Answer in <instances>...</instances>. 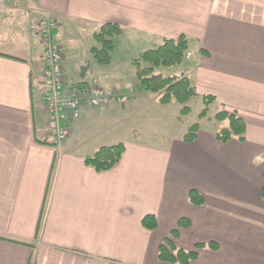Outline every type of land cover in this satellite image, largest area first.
Segmentation results:
<instances>
[{"label":"crops","instance_id":"obj_1","mask_svg":"<svg viewBox=\"0 0 264 264\" xmlns=\"http://www.w3.org/2000/svg\"><path fill=\"white\" fill-rule=\"evenodd\" d=\"M0 13V264H181L158 259L165 240L197 253L188 264H264V0H0ZM43 16L58 26L66 92H134L122 105L81 107L59 146L46 130L43 50L23 32ZM103 24L121 28L107 65L91 53ZM181 36L184 61L153 74L180 69L193 99L213 98L244 120L243 140L219 142L227 122L213 130L206 115L190 143L186 125L159 143L134 135L136 112L162 120L173 103L136 89L133 62ZM133 73L132 87L113 79ZM119 143L113 169L85 164ZM192 190L201 205L189 201ZM145 216L155 229L142 226Z\"/></svg>","mask_w":264,"mask_h":264},{"label":"trees","instance_id":"obj_2","mask_svg":"<svg viewBox=\"0 0 264 264\" xmlns=\"http://www.w3.org/2000/svg\"><path fill=\"white\" fill-rule=\"evenodd\" d=\"M121 28L116 24H103L100 26L99 31L95 34L96 40L101 44V49H92L91 53L93 58L98 64L107 65L110 61V52L113 50V42L111 38L119 35ZM188 44L185 37L181 36L176 40H164L162 45L157 49L148 50L141 54L139 59L133 62L136 68L137 85L136 89L139 92H149L153 94L160 93L159 102L163 105L175 102L182 105L180 110L181 115L189 113V107L184 106L190 99L196 97V93L191 84V81L186 77H167L161 75H154L153 69L158 67H172L180 65L186 54L188 53ZM142 64L148 65L142 67ZM80 85H73L71 90L77 94H86L88 89ZM203 97L205 106H208L213 98ZM206 108L201 111L199 117H205ZM217 122H227V127L219 130L216 133V138L219 142L225 143L232 138L243 140L245 134V122L235 113H228L226 111H219L214 116ZM198 125L192 124L183 140L187 143L192 142L196 138ZM124 152L123 144L109 147L99 148L92 156L85 158V164L94 168L97 172H105L113 169L120 161ZM261 197L264 201V187L261 191ZM189 201L194 205H201L203 203L202 197L196 191H190ZM142 226L147 230H153L156 227V220L153 216H145L142 221ZM184 221H179V226H184ZM209 246L213 247L212 244ZM198 248L203 245H197ZM195 251L186 252L177 249L170 240L165 242L159 247L158 259L167 263H181L188 264L196 257Z\"/></svg>","mask_w":264,"mask_h":264},{"label":"built area","instance_id":"obj_3","mask_svg":"<svg viewBox=\"0 0 264 264\" xmlns=\"http://www.w3.org/2000/svg\"><path fill=\"white\" fill-rule=\"evenodd\" d=\"M3 15L0 13V27ZM57 23L53 18L43 16L31 19L23 32L39 42L43 50L44 69L42 72L45 89L43 107L46 114V130L52 145L59 146L69 135L64 125L68 120H77L81 107L107 108L112 103L124 104L133 95L132 90H105L91 88L86 95L65 91L62 72V54L57 40Z\"/></svg>","mask_w":264,"mask_h":264},{"label":"rangeland","instance_id":"obj_4","mask_svg":"<svg viewBox=\"0 0 264 264\" xmlns=\"http://www.w3.org/2000/svg\"><path fill=\"white\" fill-rule=\"evenodd\" d=\"M155 75H161L164 78L167 77H179L181 75L180 69L178 68H159ZM114 80H116L119 83H122V85H128L132 87L134 82H136V76L133 74H127L123 77H114ZM161 95V94H160ZM194 98V97H193ZM190 99L184 106H187L190 108V111L188 114L185 115L184 118L174 121L173 115L176 112L177 115L180 116V110L183 108V106H180L176 104L175 102H172L173 105L170 106L167 110L168 113L164 114V117L162 120H160L158 117L154 118L153 116L150 118L148 117L147 113H144L143 111H138L137 116H134L135 119H138V125L132 127V130H136L134 135L138 136L143 141H153L155 143H159L162 139V134L164 135H171L174 133L175 129L181 130L182 125L191 126L192 124H196L199 119V114L203 109L206 108V117L205 120H203V125L206 127L216 130L217 128L223 127L224 124H220L217 121H215L214 116L217 112L220 110L216 108L215 105H208L204 106L202 103V100L197 99ZM132 102V101H131ZM156 113L155 108L152 107L151 114L154 115ZM170 117H172L170 119ZM180 122V123H179ZM149 135V136H148Z\"/></svg>","mask_w":264,"mask_h":264}]
</instances>
